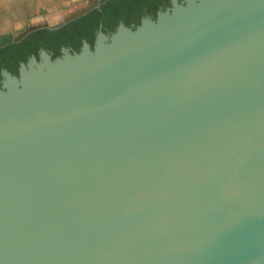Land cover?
I'll return each mask as SVG.
<instances>
[{"label": "water", "instance_id": "obj_1", "mask_svg": "<svg viewBox=\"0 0 264 264\" xmlns=\"http://www.w3.org/2000/svg\"><path fill=\"white\" fill-rule=\"evenodd\" d=\"M6 76L0 264H264V0H173Z\"/></svg>", "mask_w": 264, "mask_h": 264}, {"label": "trees", "instance_id": "obj_2", "mask_svg": "<svg viewBox=\"0 0 264 264\" xmlns=\"http://www.w3.org/2000/svg\"><path fill=\"white\" fill-rule=\"evenodd\" d=\"M161 3L169 4L170 0H115L102 6V9H95L58 29H39L22 41V60L27 61L30 53H38L39 48L56 54L54 57L60 55L59 49L63 46L78 52L83 40H87L92 46L100 26L107 32L115 30L114 27L120 20L127 25H138L144 14L155 17ZM2 55L0 53V66L7 62Z\"/></svg>", "mask_w": 264, "mask_h": 264}, {"label": "flooded vegetation", "instance_id": "obj_3", "mask_svg": "<svg viewBox=\"0 0 264 264\" xmlns=\"http://www.w3.org/2000/svg\"><path fill=\"white\" fill-rule=\"evenodd\" d=\"M114 1L115 0H94L93 3L90 6L91 9L86 14H88L89 12H91V11H93L95 9H99L100 10V9H102V6H104V5L108 4V3L109 4L110 3H113ZM178 1L179 2H182L183 0H178ZM3 4L4 3L0 1V12L3 11V8H4L3 7ZM172 6H173V0H170V3L169 4L161 3L158 6V9H157V12H156L155 17H153V16H151L149 14H144V16H142L140 18V23L146 17H150L152 19H155L160 11H165L167 9H170ZM86 14H84V15H86ZM84 15H81V16H84ZM81 16H79V17H81ZM79 17H77V18H79ZM77 18H75L73 20H76ZM73 20H71V21H73ZM71 21H69V22H71ZM121 24L127 25L123 20H120V21L117 22L116 26L114 27L115 30H113V31L112 30H109L107 32H104L103 29H102V27L100 26L97 29L96 33H95V37H94L92 46H91V44L87 40H83L82 45L80 47V50L84 46V44L86 42L89 43L91 47H93L94 44H95V42H96V40H97V38H98V36H99V34L101 32L105 33L106 35H111L114 31H116L118 29V27ZM26 26H27V24H25V27ZM127 26H130L132 28H135L137 25H136V23H132L131 25H127ZM60 27H62V26H60ZM60 27L52 28V29H58ZM41 29H43V28H41ZM49 29H51V28H49ZM17 32L20 33V32H22V30H15V31H10V32H6V33L5 32H0V53L3 54L2 55L3 56V59H5L7 61L6 63H4V64H2L0 66V86L2 88L4 86L5 80L7 79L6 73L10 74L11 76L20 77V72H21L22 64H27L33 57H35L36 59L40 60L43 52L48 53L52 58L58 57V56L54 57L56 54H53L52 52L48 51L45 48H39L38 49V53H30L27 61L26 60L23 61L22 60V41L30 33L28 35H26L23 39L18 40L19 37L18 36L16 37ZM65 49H68L71 52H75L70 47L63 46V47H61L59 49V52H60V55L59 56H61L63 54V52H64ZM13 67H14V69H12Z\"/></svg>", "mask_w": 264, "mask_h": 264}, {"label": "crops", "instance_id": "obj_4", "mask_svg": "<svg viewBox=\"0 0 264 264\" xmlns=\"http://www.w3.org/2000/svg\"><path fill=\"white\" fill-rule=\"evenodd\" d=\"M3 2V11L0 12V32H10L15 30H22L25 27V24H28L29 21L32 23H41L46 21L49 17L50 21L55 19H59L62 14L55 16H50L51 13H45L44 16H41L39 13L40 5L41 8L47 9L51 7L52 2L49 0H0ZM80 0L72 1L70 5V9H74L75 5H77ZM63 8V7H62ZM66 8V7H64ZM75 10V9H74ZM64 15V14H63ZM37 17V21H32L29 18ZM31 25V24H30Z\"/></svg>", "mask_w": 264, "mask_h": 264}, {"label": "rangeland", "instance_id": "obj_5", "mask_svg": "<svg viewBox=\"0 0 264 264\" xmlns=\"http://www.w3.org/2000/svg\"><path fill=\"white\" fill-rule=\"evenodd\" d=\"M49 1L52 2L53 5H51V7H48L47 9L41 8V5H40L39 13L41 14V16H44L45 13H51L50 16H55L54 18H56V15L62 14L64 12L63 13L64 15L63 14L60 15L63 17H60L59 19H55L53 21H50L53 18L50 19L48 17L46 21H43L41 23L39 22L40 20L38 21V23H32L31 21H29L27 26L22 28V32H20V33L17 32L16 37L17 36L19 37L24 31H26V30L30 29L31 27H34V26H42V25L53 26V25H56V24L62 22L63 20H65L66 18L72 16L73 14L78 13L79 11H81L83 9L89 8L94 0H80V2L77 5H75V7H74L75 10L70 9V5H71L72 1H74V0H49ZM64 7H66V8H64ZM29 19H32V21L38 20L37 17H34V18L32 17Z\"/></svg>", "mask_w": 264, "mask_h": 264}]
</instances>
